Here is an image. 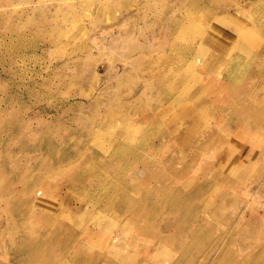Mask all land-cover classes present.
I'll list each match as a JSON object with an SVG mask.
<instances>
[{
	"label": "rangeland",
	"instance_id": "374dc122",
	"mask_svg": "<svg viewBox=\"0 0 264 264\" xmlns=\"http://www.w3.org/2000/svg\"><path fill=\"white\" fill-rule=\"evenodd\" d=\"M263 101L264 0H0V264H264Z\"/></svg>",
	"mask_w": 264,
	"mask_h": 264
},
{
	"label": "bare ground",
	"instance_id": "6f19581e",
	"mask_svg": "<svg viewBox=\"0 0 264 264\" xmlns=\"http://www.w3.org/2000/svg\"><path fill=\"white\" fill-rule=\"evenodd\" d=\"M229 35V34H228ZM227 35V36H228ZM226 36V37H227ZM225 37V38H226ZM223 58V57H222ZM214 59V58H213ZM220 60V59H219ZM214 61V60H213ZM212 67V66H211ZM214 69V68H213ZM234 73V72H233ZM232 75V74H231ZM247 76V75H246ZM248 77V76H247ZM256 82V81H255ZM231 85V84H230ZM225 88V87H224ZM234 88V87H233ZM232 88V89H233ZM222 90H224V89H222ZM238 91V90H237ZM220 92H222V91H220ZM236 93V92H235ZM262 103V102H261ZM263 103H264V101H263ZM159 113V112H158ZM182 113V112H181ZM156 114H157V112H156ZM160 114H163L162 112H160ZM159 114V115H160ZM189 114V113H188ZM256 114V113H255ZM181 115V114H180ZM184 115V114H183ZM156 116V115H155ZM185 116V115H184ZM191 116V115H190ZM189 116V117H190ZM256 116V115H255ZM161 117H164L163 115L161 116ZM161 117H159L158 119H160ZM248 129V128H247ZM250 129V128H249ZM175 131H177V130H175ZM242 131V130H241ZM186 134V133H185ZM187 135V134H186ZM182 136V135H181ZM183 136H185V135H183ZM188 136V135H187ZM189 137V136H188ZM188 137H187V139H188ZM175 138V137H174ZM183 138V137H182ZM185 138V140H186V136L184 137ZM191 138L189 137V141H191L190 140ZM175 141V140H174ZM187 141V140H186ZM185 143V142H184ZM187 143V142H186ZM183 144V143H182ZM191 144V143H190ZM184 146H185V144H183ZM179 146V145H178ZM195 147V146H194ZM176 148V147H175ZM182 148V147H181ZM180 150V149H179ZM193 150V149H192ZM196 150H198V149H196ZM173 151V150H172ZM183 151V150H182ZM244 151V150H243ZM185 152V151H184ZM241 152V151H240ZM248 152V151H247ZM249 152H251V150L249 151ZM172 153V152H171ZM190 153V152H189ZM233 155H235V154H233ZM175 157V156H174ZM188 158V157H187ZM234 158H235V156H234ZM243 158V157H242ZM169 159H171V158H169ZM192 159H194V158H192ZM177 160V159H176ZM191 161V160H190ZM165 163V162H164ZM175 163V162H174ZM177 164V163H176ZM179 164V163H178ZM145 166V165H144ZM156 167V166H155ZM230 167V166H229ZM148 168V167H147ZM174 168V167H173ZM134 173V172H133ZM178 173V172H177ZM162 174V173H161ZM182 174V173H181ZM160 175V174H159ZM172 177V176H171ZM170 177V178H171ZM126 178V177H125ZM129 178V177H128ZM95 179V178H94ZM137 179H138V181H145V179H146V175H143V176H141V175H139L138 177H137ZM194 179V178H193ZM125 180V179H124ZM171 180V179H170ZM176 180V179H175ZM179 180V179H178ZM188 180V179H187ZM187 180H185V181H187ZM190 180V179H189ZM96 181V180H95ZM130 181V180H129ZM134 181V180H133ZM148 181V180H147ZM194 181V180H193ZM196 181V180H195ZM217 181V180H216ZM135 182V181H134ZM136 182H137V180H136ZM197 184H198V182H196ZM195 183V184H196ZM133 184V183H132ZM192 184H193V182H192ZM194 184V185H195ZM136 186V185H135ZM191 186V185H190ZM198 186H200V185H198ZM132 187H134V186H132ZM197 187V186H196ZM203 187H206V186H203ZM199 188V187H198ZM138 190H140V188H138ZM198 190V189H197ZM127 190H125V192H126ZM203 191H204V188H203ZM124 193V192H123ZM122 193V194H123ZM128 193V192H127ZM132 193V192H131ZM205 193H206V190H205ZM133 196V195H132ZM135 196V195H134ZM120 198H122V197H120ZM123 198H125V197H123ZM210 198V197H209ZM140 199V198H139ZM212 201V200H211ZM208 202V201H207ZM213 202V201H212ZM221 207V206H220ZM220 211V210H219ZM34 213H35V211H33ZM86 230H88V229H86ZM84 231V230H83ZM81 233H83V232H81ZM87 235H89V236H87ZM92 236H94V233L92 232L91 234H88V233H86V234H82L80 237H78V240L76 241L77 242V244L78 245H81L82 246V244H84V243H86V241L87 242H89L88 240L89 239H86L87 237L88 238H91ZM42 238V237H41ZM43 239V238H42ZM35 245V244H34ZM24 247H25V245H24ZM20 248V247H19ZM22 248H23V246H22ZM21 250V249H20ZM25 250V249H24ZM103 250V249H102ZM23 251V250H22ZM99 251H101L100 249H99ZM131 254V253H130ZM28 255V254H27ZM134 256V255H133ZM26 257H28V256H26ZM135 257V256H134ZM24 258V257H23ZM124 259H127L128 261H129V259H131V257H126V256H124ZM136 259V258H135ZM130 262H132V261H130Z\"/></svg>",
	"mask_w": 264,
	"mask_h": 264
}]
</instances>
